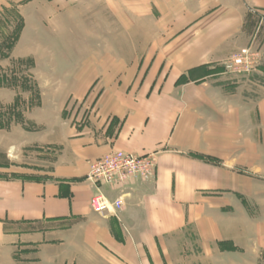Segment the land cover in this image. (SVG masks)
<instances>
[{
	"label": "crops",
	"instance_id": "1",
	"mask_svg": "<svg viewBox=\"0 0 264 264\" xmlns=\"http://www.w3.org/2000/svg\"><path fill=\"white\" fill-rule=\"evenodd\" d=\"M0 4L81 42L99 93L54 159L0 163V264H264V60L247 76L224 68L264 45V0ZM111 150L157 164L151 179L101 187L123 200L116 214L91 208L86 179Z\"/></svg>",
	"mask_w": 264,
	"mask_h": 264
},
{
	"label": "rangeland",
	"instance_id": "2",
	"mask_svg": "<svg viewBox=\"0 0 264 264\" xmlns=\"http://www.w3.org/2000/svg\"><path fill=\"white\" fill-rule=\"evenodd\" d=\"M19 5L0 4V163L41 165L94 119L89 97L99 93L88 87L94 74L82 71L91 57L77 55L81 42L27 25Z\"/></svg>",
	"mask_w": 264,
	"mask_h": 264
},
{
	"label": "built area",
	"instance_id": "3",
	"mask_svg": "<svg viewBox=\"0 0 264 264\" xmlns=\"http://www.w3.org/2000/svg\"><path fill=\"white\" fill-rule=\"evenodd\" d=\"M264 60V45L251 42L234 53L224 64L225 73L247 76L257 72ZM155 154L138 155L135 153L111 150L96 159L86 179L94 186L95 193L90 200L91 208L99 213H117L124 205L121 198L109 199L101 187L122 184L130 179L148 180L156 173Z\"/></svg>",
	"mask_w": 264,
	"mask_h": 264
}]
</instances>
